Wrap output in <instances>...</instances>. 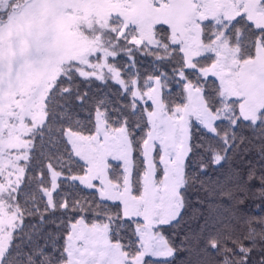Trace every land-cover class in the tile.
Masks as SVG:
<instances>
[{
    "label": "snow or ice",
    "instance_id": "1",
    "mask_svg": "<svg viewBox=\"0 0 264 264\" xmlns=\"http://www.w3.org/2000/svg\"><path fill=\"white\" fill-rule=\"evenodd\" d=\"M0 264H264V0H0Z\"/></svg>",
    "mask_w": 264,
    "mask_h": 264
}]
</instances>
